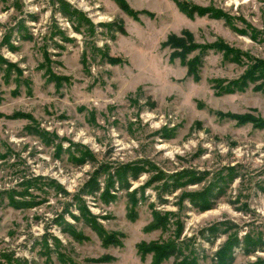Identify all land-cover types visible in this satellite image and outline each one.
<instances>
[{
	"label": "rangeland",
	"instance_id": "374dc122",
	"mask_svg": "<svg viewBox=\"0 0 264 264\" xmlns=\"http://www.w3.org/2000/svg\"><path fill=\"white\" fill-rule=\"evenodd\" d=\"M262 71L264 0H0V264H264Z\"/></svg>",
	"mask_w": 264,
	"mask_h": 264
},
{
	"label": "trees",
	"instance_id": "16d2710c",
	"mask_svg": "<svg viewBox=\"0 0 264 264\" xmlns=\"http://www.w3.org/2000/svg\"><path fill=\"white\" fill-rule=\"evenodd\" d=\"M183 10L185 11L187 9H183ZM185 37H188V39ZM190 40H191L190 36L188 34L184 33V38L183 37H177V36H170L168 38V40L165 42V45L176 50L177 51L176 52L177 57H179L181 59H185L186 54H189V53L199 49L198 47L192 48L193 46H186V43L189 42ZM182 52H184V53H182ZM186 63L188 66L189 75L193 76L194 78H197L198 77L197 65L199 63L198 58L193 59L190 62L188 61ZM260 76L262 77L263 83H264V71L260 72ZM230 91H232V89ZM122 182L125 184H123ZM122 182H121L122 188L129 189V185L126 184L125 180L124 181L122 180ZM175 189L177 190L178 188H175ZM216 197H217V195H216ZM156 221L158 224L161 223V222H159L158 218ZM180 244L183 245V244H185V242L182 241V243H180ZM178 249H179V247L175 242L167 244V245H163V246H156V250L158 251V254L161 257L177 254L179 252ZM18 259L19 258H16V260H18ZM185 263L186 262H183V264H185ZM187 264H192V263H187Z\"/></svg>",
	"mask_w": 264,
	"mask_h": 264
}]
</instances>
